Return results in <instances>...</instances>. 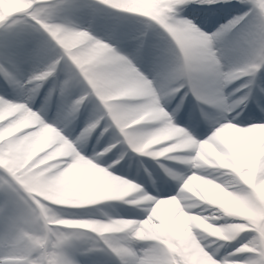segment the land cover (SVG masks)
Returning a JSON list of instances; mask_svg holds the SVG:
<instances>
[{"label":"clouds","instance_id":"9594fccd","mask_svg":"<svg viewBox=\"0 0 264 264\" xmlns=\"http://www.w3.org/2000/svg\"><path fill=\"white\" fill-rule=\"evenodd\" d=\"M25 5L12 21L26 33V60L11 85L21 89L22 98L0 102V264H81L79 256L105 245L118 264H264V121L233 122L248 104H237L239 97L226 91L246 78L243 95L264 115V88L253 96L251 87L264 72V0H235L242 10L227 38L189 50L197 76L219 88L231 105L216 109V126L202 139L175 123L184 96L171 112L166 107L188 88L184 57L172 56L173 43L179 47L174 33L197 35V20L185 15L188 8L212 13L233 7V0H25ZM98 23L108 25L109 37L157 47L158 67L173 71L166 86L157 70L149 77L135 63L132 71L117 59L128 55L96 34ZM37 98L41 102L34 107ZM86 104L89 116L73 135ZM90 120L95 126L88 131ZM112 129L119 135L101 142ZM225 133L236 142L227 143ZM129 149L156 159L178 185L176 193L153 196L142 184L114 174L110 169L125 161ZM161 158L186 167L170 168ZM77 161L90 166L93 179L69 176ZM104 201H124L147 214L142 219L81 214ZM159 207L174 208L167 228L160 227Z\"/></svg>","mask_w":264,"mask_h":264},{"label":"rangeland","instance_id":"374dc122","mask_svg":"<svg viewBox=\"0 0 264 264\" xmlns=\"http://www.w3.org/2000/svg\"><path fill=\"white\" fill-rule=\"evenodd\" d=\"M7 5V7H5ZM25 0H11L10 4L6 0H0V11L2 10V14L0 16V20H3L7 16H11L17 12H20L25 7ZM11 8V10H9ZM189 12H187V16L190 18H195L197 20V23L199 24L200 28L203 29L206 33L214 32L220 25L225 24L227 21H229L231 18H233L236 14L234 12L233 15L231 12L221 13L216 12L215 16H218L220 19L216 20L217 22H213L209 26H205L203 17L201 14H199L198 8H192L187 9ZM186 15V14H185ZM96 34L105 36V38L110 39V42L116 43L123 53L128 55L133 62L140 68L141 71L145 72L149 77H151L154 72L158 68V52L159 49L152 44H146L143 47H138L136 44L129 42L127 39H125L123 36H116V37H109L106 35L108 32V25L104 23H98L96 25ZM105 33V35H104ZM4 30L0 29V62L4 61L5 58H14L19 62V65L25 62L26 60V53L22 47L21 44H19L16 41L12 40H4ZM38 38V37H37ZM139 50V51H138ZM27 67V63L24 65ZM244 79L241 81H234L231 85H229V88L226 90L228 92H233L234 89L239 88L240 91L236 92L234 94L233 98L239 97L242 95L246 90L245 88H241L240 85L243 83ZM0 83H3V80L0 79ZM262 88H264L262 86ZM0 95L6 96L10 100L19 99L18 97V90H13L9 88L7 91L0 89ZM253 96L254 93H253ZM185 100V99H184ZM183 100V102H184ZM178 103H180V99L176 96L175 99L172 101L171 105H167V109L169 112L172 111V108H174ZM40 104L35 103L33 105L34 107H38ZM89 105H85V108L82 109L80 118L81 123L86 121L89 116ZM203 109V111H202ZM245 112H248V116L246 117V120L248 123H254V122H260L264 121V115H261L259 111L255 108V100L250 97L248 102V107L245 108ZM217 110L212 106H194V103L191 101H188V103H183L182 107L179 109V117L182 118L180 122H177L175 120V123L189 129L194 135H196L198 138L202 139L209 135L215 126L209 119H205V115L207 114L209 117L216 116ZM244 113L242 115H244ZM177 115V114H174ZM49 119H51L50 116H48ZM240 120V117H238V120ZM235 122V121H233ZM81 128V124L74 123L73 125V131L72 134L74 135L75 132H78ZM95 134V133H94ZM93 134V136H94ZM96 134H99V129L97 130ZM108 139L103 138L101 139V142H107ZM97 143V139L95 141ZM125 147V146H124ZM130 150V149H129ZM93 151V145L90 143L87 150L84 151V155L90 156ZM103 162V161H98ZM162 163H166L161 161ZM170 168H176L179 170H183L186 166L176 162L172 161L169 163H166ZM160 164L157 163V160H155V164L150 162H140L133 159V152L128 151V155L125 158V161L122 162L120 166H115L113 169H110L114 172V174L124 176L128 179L134 180L137 183H140L144 185V181H142V177L139 173V167L140 166H148L143 169V173L147 172L149 177H152L154 179L159 178L158 173L155 171L156 166H159ZM153 168H152V167ZM172 190H177L178 185L172 181ZM97 213H93L89 216H92L94 218H104L105 214L113 216V217H125V218H134V219H142L147 213L146 210L134 205H129L125 203L124 201H104L98 204L97 206ZM160 211V207L158 208V213ZM165 223L161 221V228H164ZM231 250V249H228ZM103 252V255L98 259L94 260L93 264H118L117 258L114 256L111 251L107 250L106 248L103 251H91L88 253H98ZM223 252V250H222ZM82 264V263H81Z\"/></svg>","mask_w":264,"mask_h":264},{"label":"snow or ice","instance_id":"6c2138e0","mask_svg":"<svg viewBox=\"0 0 264 264\" xmlns=\"http://www.w3.org/2000/svg\"><path fill=\"white\" fill-rule=\"evenodd\" d=\"M75 3V0H73ZM225 7H218L213 10V12L219 11ZM198 11H204L203 9H198ZM23 13H15L11 16H8L4 20H0V29L4 30V40H12L16 41L19 44H23L26 39V33L19 26V22L13 23L15 16L22 15ZM31 19V17H29ZM238 18H232L227 21L225 24L220 25L214 32L206 33L200 28L197 23L198 33L195 36L191 35H177V42L179 43V47L175 46L173 43V47L171 49L172 56L183 55L184 64L182 65V70L187 77L188 80V89L191 91L192 95L196 98L198 102L204 105H209L214 107L215 109L228 108L231 105L226 103L223 94L220 92L219 88H212L209 86H205V84L201 81V79L197 76L195 71L194 64V56L190 55V49H195L197 47L207 48L210 45H214L217 41H224L229 33L232 31L233 26L237 23ZM181 23H186V21H181ZM139 51V50H138ZM117 59L125 61L128 64V67L132 71H136L133 65V60L128 56L126 59L124 56H118ZM192 61V63H190ZM171 62V61H170ZM19 67V62L14 58H5L4 61L0 62V78L3 79V83H0V89L7 91L9 88L13 90H18V94H21L20 88H14L11 85L17 82V69ZM157 71L160 73L161 87L166 86L167 81L173 75V71L170 70L168 65H161L157 68ZM240 89H234L233 92L230 93V98L234 97L236 92H239ZM187 96V92L185 93ZM10 101L6 96L0 95V102L7 103ZM249 102V98L245 95H240L239 99L236 100L237 104H244ZM205 115V119H209L214 125L213 117H209L207 114ZM248 116V112H245L244 115L240 118L237 123L248 124L246 117ZM95 126L94 121H89L88 131L91 130L92 127ZM216 126V125H215ZM251 136L255 137V131L250 133ZM70 177H79L84 179H93L94 177L90 173V166L84 162L81 163L77 161L72 168L69 169ZM111 251L114 255L116 254L113 249H111L108 245H105L103 248L93 249L92 251H103L104 249Z\"/></svg>","mask_w":264,"mask_h":264},{"label":"bare ground","instance_id":"6f19581e","mask_svg":"<svg viewBox=\"0 0 264 264\" xmlns=\"http://www.w3.org/2000/svg\"><path fill=\"white\" fill-rule=\"evenodd\" d=\"M6 1L8 2V4H10V2H11V0H6ZM232 8L233 7H225L223 9L219 10V12L226 13V12H229L230 10H232ZM9 10H11V8ZM187 12H189V11H187ZM1 14H2V11H0V16H1ZM231 14L232 13H230V15ZM216 18H219V17L215 16V14H214V16L211 17L210 21L206 24V26H209L210 24H212ZM104 35H105V33H104ZM18 96H19L18 97L19 99L22 98L20 96V94H18ZM234 121L237 122V117L234 119ZM84 123H85V121L82 122L81 127H83ZM113 134H115L117 136L119 135L118 132H116L112 129V130H110V133L106 134V136L104 138L109 139L110 136ZM97 136H99V134L96 135L95 138H97ZM225 140L229 144H234L236 142L235 135L232 133H225ZM92 145L93 146L96 145V142H92ZM170 190H172V187H171V185H169V183H167L166 185H157V187L150 188L148 190V192H150L153 196L163 197V196H168ZM176 191L177 190H172L170 195L175 194ZM92 212H93V207L89 206L87 209L83 210V212L81 214L88 216ZM173 212H174L173 207H160V213L158 215H159L160 220L165 223L166 228L169 227L172 223ZM175 227H176V230L179 231V221L176 222ZM102 255H103V252H98V253L92 254L91 256L81 255L78 258L81 260V262L83 264H93L94 260H98Z\"/></svg>","mask_w":264,"mask_h":264}]
</instances>
